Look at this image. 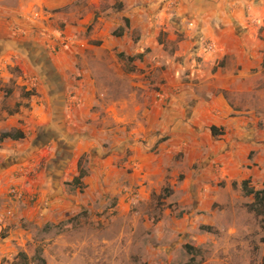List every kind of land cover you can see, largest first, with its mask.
I'll return each instance as SVG.
<instances>
[{
	"label": "crops",
	"instance_id": "crops-1",
	"mask_svg": "<svg viewBox=\"0 0 264 264\" xmlns=\"http://www.w3.org/2000/svg\"><path fill=\"white\" fill-rule=\"evenodd\" d=\"M38 7L42 10L37 17ZM77 54L83 64L95 67L97 77L101 72L110 73V61L121 65L119 56L125 55L122 65L131 69L130 78L137 79L132 94L144 102L132 106L143 110L135 122L134 153L129 157L133 183L145 190L166 187L167 181L179 184V172L189 170L193 159L205 151L202 137L213 138L212 127L222 131L221 126L234 125L237 129L227 138L222 155L224 171L217 176L208 167L206 174L208 179H224V191L231 199H225V193L213 186L205 187L207 194H199L200 183L193 170L185 179L188 182L180 183V190L191 193L198 203L225 200L235 207L239 196L234 189L243 191L244 181L250 180L249 187L255 190L264 189V134L260 142H254L258 146L249 144L242 137L248 123L242 116L232 117L249 110L264 113V0H0V65L8 63L9 55L17 57L24 75L35 76L34 84L38 81L41 92L48 96L53 116L56 80L74 85L67 81L77 74ZM87 66L81 69L85 77L90 72ZM3 92L0 89V118L7 119L8 112L1 104ZM24 96L33 94L26 92ZM34 100L31 98L33 111L42 105ZM21 118L1 122L0 134L15 128L26 136L27 125L20 123ZM50 122L45 123L53 124ZM45 123L36 126L37 132ZM162 137L167 138L161 141ZM21 141L5 139L0 144L19 147ZM1 150L0 155L7 154ZM253 150L254 163L249 158ZM184 151L183 161H175ZM20 152H10L17 162L0 177V218L6 220L0 234L9 232L0 242V259L11 257L12 248L19 245V199L11 191L19 194L25 188L19 187ZM82 154H76L75 164L69 165L70 181L81 173L78 165ZM51 157H56L54 152ZM58 169L54 166L51 171ZM234 183L240 187H233ZM57 189L68 195L65 187ZM246 196L250 204L255 201L253 194ZM181 197V205L191 204L188 195ZM8 210L14 216L6 217ZM260 258L264 259V250Z\"/></svg>",
	"mask_w": 264,
	"mask_h": 264
},
{
	"label": "rangeland",
	"instance_id": "rangeland-1",
	"mask_svg": "<svg viewBox=\"0 0 264 264\" xmlns=\"http://www.w3.org/2000/svg\"><path fill=\"white\" fill-rule=\"evenodd\" d=\"M42 12L46 14V10ZM77 56V74L67 81L74 85L67 86L62 80L56 84L59 110L54 116L48 96L41 92L38 81L34 84L35 76L24 75L17 57L9 55L8 63L0 65L2 110L8 112L7 119L0 118V125L20 116V123L27 125V135L19 147L0 144L1 151L7 152L0 155V177L17 162L11 153L19 149V187H25L19 199V245L12 248L11 257L1 258L0 264H264L260 258L264 250V215L250 208V199L241 189H234L235 196H239L235 207L225 200L198 203L191 193L180 190V183L188 182L185 179L193 170L200 183L199 194H207L205 187L211 186L225 193L226 181L219 177L208 179L207 168L211 167L217 176L224 171L222 155L227 138L234 136L237 128L221 126L222 131L217 128L210 140L202 137L205 151L193 159L189 170L179 172V184L173 186L167 181L166 187L145 190L133 183L129 162L134 153L135 122L143 115L142 109L132 106L144 100L132 94L137 79L130 78L131 69L122 65L127 56H119L121 65L110 61V73L101 72L99 77L94 66L83 64ZM84 66L90 70L86 77L81 72ZM153 89L158 91L157 87ZM26 92L33 96L25 97ZM63 97L66 108H60ZM20 98V104H14ZM31 98L38 105L42 103L35 111ZM237 116L248 123L243 139L258 146L254 142H260L264 134V113L249 110L232 117ZM38 118L40 121L35 122ZM50 119L53 124L47 125ZM39 123L49 129L38 128L37 132ZM16 131L12 128L4 132ZM46 134L61 135V143L67 141V153L62 155L60 141L57 145L53 136ZM53 152L56 158L51 157ZM81 152L78 166L85 177L74 183L69 180V165L75 164L74 158ZM214 156L217 159L212 162ZM184 157L185 151L180 152L175 161H183ZM255 157L253 150L249 156L253 163ZM54 166L61 170L52 172ZM58 187L68 189L70 199ZM184 195L189 196L191 204L179 203ZM224 196L231 199L228 193ZM8 237L9 232L0 234V242Z\"/></svg>",
	"mask_w": 264,
	"mask_h": 264
},
{
	"label": "trees",
	"instance_id": "trees-1",
	"mask_svg": "<svg viewBox=\"0 0 264 264\" xmlns=\"http://www.w3.org/2000/svg\"><path fill=\"white\" fill-rule=\"evenodd\" d=\"M213 133L216 134V128L212 127ZM24 133L21 130H18L16 132H4L0 134V140L5 139H13V140H21L24 138ZM84 174L81 172L78 177H76L72 182L76 183L78 182ZM250 180L244 181L242 183L243 192L246 195L253 194L255 201L250 204V208L255 211L256 214L264 215V189L261 190H255L251 187H249ZM233 186H237L236 183L233 184ZM260 208V209H259ZM188 248H190L189 245H187ZM43 261V260H42Z\"/></svg>",
	"mask_w": 264,
	"mask_h": 264
},
{
	"label": "flooded vegetation",
	"instance_id": "flooded-vegetation-1",
	"mask_svg": "<svg viewBox=\"0 0 264 264\" xmlns=\"http://www.w3.org/2000/svg\"><path fill=\"white\" fill-rule=\"evenodd\" d=\"M48 75V74H47ZM60 81V80H59ZM58 80H56V84H58V85H60L61 83L59 82ZM60 88H61V86H60ZM63 88V87H62ZM60 102H61V105H60V108L62 107V108H64L63 107V105H64V103H65V100H64V97L63 98H61L60 99ZM57 103H58V100H57ZM59 104V103H58ZM57 110H59V109H57V107H56V111H54V113L55 112H57ZM44 128H48V127H43V129ZM43 129H41V130H43ZM49 129V128H48ZM47 129V130H48ZM44 131V130H43ZM41 134H43V133H41ZM41 134H40V136H41ZM47 135V134H46ZM53 137L51 138L53 141L54 140H56L57 142H56V144L57 145H59V143H58V141H60L61 139H63L62 138V136L61 135H56V134H51ZM51 135H47V136H51ZM67 141H64L63 143H61V141H60V144L62 145V147H63V149L61 150L62 151V155H63V153L65 154V153H67V151H68V149H69V147L67 146V143H66ZM68 148V149H67ZM57 156V155H56ZM53 158H56V157H53Z\"/></svg>",
	"mask_w": 264,
	"mask_h": 264
},
{
	"label": "built area",
	"instance_id": "built-area-1",
	"mask_svg": "<svg viewBox=\"0 0 264 264\" xmlns=\"http://www.w3.org/2000/svg\"><path fill=\"white\" fill-rule=\"evenodd\" d=\"M35 15L38 17V16H39V12L37 11V12L35 13ZM158 97H161V98H162V94H159ZM11 193H12V194H16L17 197H18V199H21V198H22V193H21L20 191H19V194H18L17 191H16L15 189H13V190L11 191ZM12 215H13V211H12V210H8V211L6 212V214H5L6 217H7V216H12ZM5 222H6L5 218L1 217V218H0V229H2L3 226H5Z\"/></svg>",
	"mask_w": 264,
	"mask_h": 264
}]
</instances>
